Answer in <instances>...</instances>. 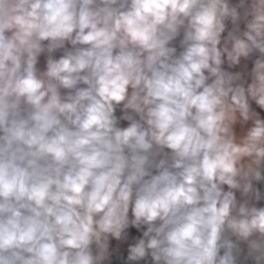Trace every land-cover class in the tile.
I'll return each instance as SVG.
<instances>
[{
	"label": "clouds",
	"instance_id": "obj_1",
	"mask_svg": "<svg viewBox=\"0 0 264 264\" xmlns=\"http://www.w3.org/2000/svg\"><path fill=\"white\" fill-rule=\"evenodd\" d=\"M0 264H264V0H0Z\"/></svg>",
	"mask_w": 264,
	"mask_h": 264
}]
</instances>
